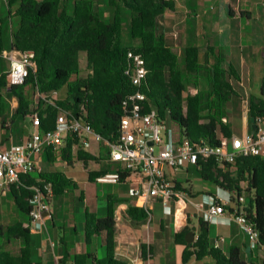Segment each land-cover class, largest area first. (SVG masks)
I'll return each instance as SVG.
<instances>
[{
    "label": "trees",
    "instance_id": "trees-1",
    "mask_svg": "<svg viewBox=\"0 0 264 264\" xmlns=\"http://www.w3.org/2000/svg\"><path fill=\"white\" fill-rule=\"evenodd\" d=\"M114 9L113 18L107 21L97 8V0H8L10 18H19V30L13 36L12 48L20 51H34L35 67L30 70L24 85L10 86L4 73L0 77V122L4 126L8 110L5 94L18 99V106L13 119L23 121L29 114L37 111L41 117L42 130L55 127L59 109L70 111L75 117H84L102 137L117 138L122 116V102L129 94L138 90L147 97V110L156 109L161 118L178 125L182 134L195 143L200 139L210 144L221 145L233 136L228 119V104L238 96L232 79L240 82L241 74L232 62L226 67V59L212 47L209 58L203 60L196 45H187L184 57L168 45L163 19L168 11H175L174 0H107ZM16 7V8H15ZM15 8V9H14ZM14 9V10H13ZM124 9L129 10L126 18L133 43L124 45L123 26ZM5 50L4 33L0 29V56ZM141 54L146 62L148 74L142 87L137 88L126 75L129 65L128 53ZM81 53L87 55V77H79L81 72ZM213 57V61L210 59ZM200 80L206 82V88H200ZM43 96L50 97L53 92L66 88V97L54 99V104L40 98L35 104L27 87ZM194 86L195 92H188ZM84 106L87 115L83 116ZM249 115L256 123L264 120V88L260 95H251ZM13 122H15L13 120ZM250 129L252 130V123ZM76 140H70L62 159L72 165L76 160L85 166L91 162L101 165L105 158L78 148L76 158L71 150ZM50 162L55 157L49 152ZM202 170L197 171L203 180L218 184V172L214 160L202 163ZM236 170L223 174V187L236 189L240 194H251L246 208L248 216L254 221L260 232V241L264 244V156L241 157L236 160ZM192 170V169H191ZM105 169L88 172V179L95 183L97 177L112 172ZM28 186L41 185L42 182L53 184L55 197L64 195L70 188L77 189V184L65 173L59 171L33 173L21 176ZM33 191L22 185L11 187L10 194L16 207L23 214L29 215V198ZM253 194V195H252ZM80 201H84L83 195ZM121 201L112 194L107 196L105 216L100 217L85 211V234L87 241L98 238L105 248L106 255L98 259L92 254H76L74 264H128L116 254V219L115 209ZM128 217L135 223H146L150 217L147 210L130 206ZM194 228L186 226L176 233L175 242L185 245L183 260L190 257L202 260L211 256L215 264H257L248 261L239 247L233 246L225 254L216 248L210 238V224L199 219L198 240L186 242V236ZM8 240L22 239L24 246L18 255L0 248V264H38L33 260V236L23 222H16L6 229ZM63 264L65 259H63ZM264 264V259L262 260Z\"/></svg>",
    "mask_w": 264,
    "mask_h": 264
},
{
    "label": "built area",
    "instance_id": "built-area-1",
    "mask_svg": "<svg viewBox=\"0 0 264 264\" xmlns=\"http://www.w3.org/2000/svg\"><path fill=\"white\" fill-rule=\"evenodd\" d=\"M6 57L10 62L7 77L9 85H24L30 70L35 67L34 51L12 49ZM128 60L125 73L140 88L148 74L145 59L141 54L130 51ZM57 95L56 91L50 97L40 94L41 98L54 105ZM147 107V97L140 90L126 96L122 102L117 138L114 140L98 134L84 117H75L72 112L63 109L58 111L55 127L42 130L39 113L32 112L27 116L32 127L29 136L20 144L0 147V196L10 192L11 187L16 185L31 189V226L42 229L45 218L53 216V184L44 181L41 185L28 186L21 176L43 173V156L49 152L66 163L62 156L70 140L78 142L70 153L73 158H76L79 147L89 151L95 142L105 146L109 162L115 167L114 171L97 177L96 182L127 184L130 197L145 199L142 207L150 216L149 200L159 202L166 216L173 214L172 204H190L204 222L210 225L235 223L246 235L251 248H264L260 232L246 212V186H242L241 194L236 189L229 190L221 185H226V182L223 174H219L235 172L238 158L264 156V120H258V128L254 133L245 137H231L221 145L210 144L205 139L192 143L177 124L168 117L161 118L156 109L147 110ZM80 110L83 116L87 115L84 106ZM208 160L215 162L219 183L214 194L203 193L200 200L195 201L190 182L178 176L181 172L188 174L191 169L201 171L202 163ZM196 240L198 233H195ZM223 242L224 238L219 237L214 246L220 248Z\"/></svg>",
    "mask_w": 264,
    "mask_h": 264
},
{
    "label": "crops",
    "instance_id": "crops-1",
    "mask_svg": "<svg viewBox=\"0 0 264 264\" xmlns=\"http://www.w3.org/2000/svg\"><path fill=\"white\" fill-rule=\"evenodd\" d=\"M1 1L5 2L6 6L8 7V0H1ZM257 8L258 6H256V8H253L251 10L252 12H248L251 13L250 20H253L252 16H254L253 13L254 12L256 13V11H258L257 12L258 17H261V15L264 16V12L262 13V10ZM232 11H234V13L231 15L234 16L237 14L235 9H232L231 13ZM238 11L240 13V16H243L241 8H238ZM1 12H2V8H0V29H2L4 33L5 50L3 54L0 56V62L1 63L5 62L6 66L2 71H0V77L2 74L8 73L10 70V62L6 57V54L13 49L12 48L13 36L19 30L20 27L19 18L9 17V9L7 16H2ZM239 27L238 25L229 26L228 29L222 30V34L228 36L231 41L233 40V42H240L243 38H246L245 40L248 43H264V24L261 23L250 24L246 29H241V27L240 28ZM201 28L204 29L206 32L199 31L200 30L199 25L190 26L192 32L191 34L189 33L188 35L189 37L190 35H192V39L190 38L188 42L197 43V42L205 41L204 36L211 29L210 27H208L207 29L206 26ZM212 30L215 32V28H212ZM167 42H168V38H167ZM195 45L199 48L198 44ZM209 47H212L215 50L213 46L208 45V48ZM171 48L174 50L173 47ZM218 53L219 52H217V54ZM251 95H258V94L251 93ZM8 97L9 96L5 94L6 101L8 100ZM11 99H13L14 102H11L10 105V101H9L8 105H10L11 109L14 108L16 109L18 106V99L15 96L11 97ZM247 103H249V101H247ZM7 111H9V109ZM10 115L13 116V113L10 112ZM14 123L15 122L13 121L9 122L7 116H6V123L4 124V126H2L1 125L2 123L0 122V147H8L12 144H20L29 136L30 122L28 118L19 122L20 124L16 127L15 130L16 133H14V126H15ZM231 129L233 132L232 137L234 136L245 137L247 134L252 133V130L248 128L245 123L243 124L241 130L238 133H235L232 126ZM60 164L61 165L63 164L65 166H70L67 163H64L63 161L59 160V158L57 157H55V160L53 162H50L47 158V154L43 156V160H42L43 172H46L44 171L45 170L44 167L46 166L50 168H54L56 166H59ZM94 171H98V170H94ZM94 171H90V172H94ZM48 172H52V170H49ZM65 175L70 179L72 178V180L77 184V189H75V191H77L78 190V179L76 177L77 173L73 171L72 175H69L68 173H65ZM183 176H185V173L183 174ZM178 177L179 179H183L182 177H180V175ZM186 180L189 181L188 178H186ZM186 180L184 181L186 182ZM83 181L87 183H92L89 181L88 178L87 181L86 178H83ZM203 181L204 183H210L215 187V189L214 191H208L207 189H205L200 192L198 191L195 192L193 185L190 183L191 189L193 188V190H191V193L192 196H195V198L198 196L201 198V194L206 192L212 194L216 192V188H217L216 184L206 180ZM95 183H99V182H95ZM117 185H120L122 190L116 193H108L106 194L105 197H106V203H107V196L109 194L115 195L121 201V203H119L115 209V219H116L115 251L117 256L122 261H125L128 264H215V261L211 256H207L202 260H197L195 257H190L187 262H184L183 251L185 249V245L177 244L175 242L176 233L182 231L186 226L194 228L195 231H192L194 232V234L198 233L200 217L196 212V210H194L195 208H193L192 210L191 209L185 210L181 207L186 206L187 204H172L173 214L171 216H166L159 202L149 200L148 205H150V213L152 217L150 216L151 218L149 217L146 223H135L128 217L127 209L130 206H137L143 208L142 204L144 203L145 199L142 197L140 198L130 197L128 194L127 184H117ZM68 192H66L62 196L65 197V195ZM8 194H10V192L0 196V215L7 214L6 211L7 208H9L10 210L15 208L16 217L14 221L11 220L7 221L6 227H4L3 224H0V241H2L0 242V248L3 246L5 247V249L11 251L15 255H18L20 253L21 248L24 246V241L22 239L8 240L6 237V229L8 226L21 221L32 232V236H33L32 252H33L34 263L63 264V259H65L66 264H74V256L76 254H92L95 255L98 259H100L99 250H98L101 245L100 240L98 238H92L91 241L88 242L86 238L85 212H84V227L80 234H78L76 225L73 222V219L75 217L73 214H76L78 211H80L78 206L76 207V209H73L72 212L73 214H67L70 215V217L72 216V218L69 219V229L71 235H73L72 238H68L67 236L68 233L66 229V223L68 218L65 216L66 213L65 212L55 213L54 199H56L57 197H54L52 200V209H53L52 218H48V217L45 218L42 229H34L31 226L29 215L20 212L19 209L16 207L14 201L9 200V198L5 196ZM81 195H83L84 197L83 203L82 201H80ZM77 200L81 202V206H84L86 211V207L89 206L88 205L89 199L88 196H86V193L85 194L84 192L79 193L77 191L76 194H74L73 200H71V202L75 203ZM67 203L70 204L69 200H67L66 204ZM106 203L103 206L97 207L95 211V213H97L100 217L105 216ZM156 211L160 212L161 214L157 216L156 219H154L153 212ZM194 220H196L195 225H193ZM190 221H192V223H190ZM234 225L237 224L232 223L230 225H226L221 223V224L210 225L211 227L210 238L213 244L219 237H223L224 242L221 244L220 249H222L225 254L228 253L231 247L236 246L241 249L242 255L245 257V259L257 263V261H254L250 257L251 255H249V243L247 237L244 235L245 237H243L242 240H240L238 235V233L240 232L234 231L232 229ZM214 226L216 227L215 231H213ZM5 241L7 242L6 245L3 244V242Z\"/></svg>",
    "mask_w": 264,
    "mask_h": 264
},
{
    "label": "rangeland",
    "instance_id": "rangeland-1",
    "mask_svg": "<svg viewBox=\"0 0 264 264\" xmlns=\"http://www.w3.org/2000/svg\"><path fill=\"white\" fill-rule=\"evenodd\" d=\"M174 2L176 5V10L168 11L163 19V26L167 34L169 45L174 48V51L179 55L181 60L184 57V49L188 44H198L201 50V57L203 60L209 58L210 51L208 49V45L213 46L215 50L217 52H220L222 56L226 59V67L230 62H232L233 65L237 69H239L241 74V81L238 82L232 79V83L236 91L238 92V96L234 97L228 104V119L235 133H238L241 130L244 123L248 128H250L251 120L249 115V103H247V101L250 100L251 93H256L260 95L261 89L264 88V43H248L245 40L246 38H243V41L241 40L240 42H233V40L231 41L228 36L222 34V30H226L229 28V26L232 25H238V27L240 26L241 29H246L250 24H264V16L261 15V17H258V11H256V13H253V20H250L251 13H248L252 12L251 10L253 8H256V6H258L257 9H261L263 13L264 0H174ZM72 7L73 0H71L70 3V10L72 9ZM0 8H2L1 15L7 16L8 7L6 6V3L2 2L1 0ZM97 8L105 20L110 21L113 18L114 9L109 6L107 0H97ZM238 8H241L243 16H240ZM232 9H235L237 13L234 16L231 15L234 13V11H232L231 13ZM128 17H130V12L129 10L124 9V45H129L130 43H133L129 32V24L127 22L128 20L126 19ZM195 25H199V31L201 32H206L201 27L206 26L207 29L208 27H210L211 30H209V32L206 33L204 36L205 41L197 43L188 42L190 38L192 39V35H190V37L188 35L192 32L190 26ZM212 28H215V32L212 30ZM210 59L213 61L212 55H210ZM80 62L81 72L79 74V77H87L90 70L87 67L86 53H81ZM5 66V62H0V71H2ZM200 83V88H206L207 85L204 80H200ZM27 90L28 93L32 94V98L35 104H38L39 99L41 98L40 94L37 93V91H34L31 86H28ZM195 91L196 89L194 86H190L188 88V92ZM65 97L66 88H63L58 93L56 98L63 99ZM7 101L8 103L10 101V105L11 102H14L11 97H8ZM10 105H8L9 111L7 112V118L9 122H12L13 120L15 121L14 133H16V127L20 124L19 122H21V120H19L18 118L13 119V117L10 115V112L14 113L15 111V108L11 109ZM29 131L30 133L32 132L31 125L29 127ZM88 150L96 156H103L105 158V161L101 165L91 162L85 166L81 161L76 160L74 164L70 166H65L63 164H60L59 166H56L54 168L46 166L44 167V171H63L65 173H68L69 175H72V172L75 171L77 173L76 177L78 179L77 191L79 193H86V196H88L89 199L88 208L90 211L95 212L97 207L103 206L106 203V194L120 192L122 188L120 185L115 184L87 183L83 181V178H86L87 181L88 172L90 171L102 170L103 168L115 169L114 165L109 162L106 153V148L104 145H98L97 143L93 142ZM183 174L184 173L181 172L180 177H182ZM182 178L184 180H186V178L189 179V182L193 185L195 192H200L205 189H207L208 191H214L215 189V187L210 183H204L203 179L201 178V175L193 169L190 170L187 175L185 174V176H183ZM77 191L71 188V190L65 195V197L59 196L54 199L55 213L65 212V216L68 218L66 223L68 238H72L73 235H71L69 229V219L72 218V216L70 217V215L67 214H73V209H76L77 206L80 211H78L76 214H73L75 216L73 222L76 225L78 234L82 232L84 227V206H81V202L79 200H77L75 203L71 202V200H73L74 194H76ZM5 196L9 198V200H13V197L10 194ZM245 196L247 201L249 202L250 196H248L247 193H245ZM67 200H69L70 204H66ZM195 200L199 201L200 197H196ZM181 208L185 210H192L194 207L190 204H187L186 206H183ZM6 211L7 214L0 215V224H3L4 227H6L7 221H14L16 217L15 208L12 210L7 208ZM160 214L161 213L158 211L153 212V218L156 219V217ZM190 223H192V221H190ZM195 223L196 220H194L193 225H195ZM232 229L234 231L240 232L238 233L240 240H242V238L246 236L237 225H234ZM215 230L216 227L214 226L213 231ZM3 244L6 245L7 242L5 241L3 242ZM98 250L100 259L104 258L106 255L105 248L100 245ZM249 255H251L250 257L254 261H257L258 264H262V260L264 259V248L259 247L253 249L249 246Z\"/></svg>",
    "mask_w": 264,
    "mask_h": 264
},
{
    "label": "water",
    "instance_id": "water-1",
    "mask_svg": "<svg viewBox=\"0 0 264 264\" xmlns=\"http://www.w3.org/2000/svg\"><path fill=\"white\" fill-rule=\"evenodd\" d=\"M250 120L252 123V133H254L258 128V124L256 123V119L254 117H251ZM194 238H195L194 232L190 231L186 236L187 243H193Z\"/></svg>",
    "mask_w": 264,
    "mask_h": 264
}]
</instances>
